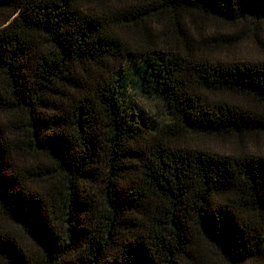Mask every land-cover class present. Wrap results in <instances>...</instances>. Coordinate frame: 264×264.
I'll use <instances>...</instances> for the list:
<instances>
[{"label":"trees","instance_id":"1","mask_svg":"<svg viewBox=\"0 0 264 264\" xmlns=\"http://www.w3.org/2000/svg\"><path fill=\"white\" fill-rule=\"evenodd\" d=\"M213 18L264 46V0H0V264H264V155L196 141L264 135V58Z\"/></svg>","mask_w":264,"mask_h":264},{"label":"rangeland","instance_id":"2","mask_svg":"<svg viewBox=\"0 0 264 264\" xmlns=\"http://www.w3.org/2000/svg\"><path fill=\"white\" fill-rule=\"evenodd\" d=\"M205 24H209L211 29H217L224 33L233 34V47L229 50H225L223 54L228 55V57H239L242 59H252V58H264V46H257L253 42V36L251 33V25H244L239 23L234 26H226L217 22L214 18L208 20ZM200 20L198 19V24ZM152 26V33L147 34V32L140 31L134 37L137 45H143L146 42L155 41L159 46H164L166 44H171L174 46H180L184 48L185 44H188L194 50L200 48L199 51L203 53H219V47L213 39L206 38L202 41L200 31L204 29L198 25L191 24L187 22L185 28L189 31L190 38H185L182 33L173 26L168 20L162 22L157 21L150 23ZM149 24V25H150ZM259 34L264 30V22L259 27ZM204 33L208 34L206 31ZM246 35L248 37H246ZM246 37V38H245ZM135 89V88H134ZM132 105L135 107L137 112L142 115L141 110H143L146 118L153 117L155 120L164 123L170 121L166 110L161 102L156 99H150L145 96H141L139 92L132 91ZM197 142L205 143L206 146L212 148L213 150L220 153H253L264 155V135L253 138H246L243 141L237 140H214L209 138L197 139Z\"/></svg>","mask_w":264,"mask_h":264}]
</instances>
